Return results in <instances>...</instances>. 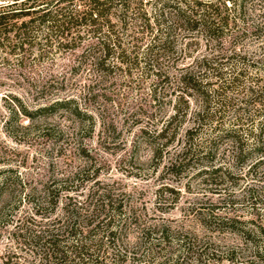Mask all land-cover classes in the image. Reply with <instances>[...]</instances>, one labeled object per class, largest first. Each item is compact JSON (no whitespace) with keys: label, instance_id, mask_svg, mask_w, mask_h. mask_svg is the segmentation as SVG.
Segmentation results:
<instances>
[{"label":"rangeland","instance_id":"obj_1","mask_svg":"<svg viewBox=\"0 0 264 264\" xmlns=\"http://www.w3.org/2000/svg\"><path fill=\"white\" fill-rule=\"evenodd\" d=\"M140 1L117 29L129 61L39 25L0 45V264H40L33 234L67 204L112 218L108 264H264V2L222 38L180 29L174 53L147 56Z\"/></svg>","mask_w":264,"mask_h":264},{"label":"trees","instance_id":"obj_2","mask_svg":"<svg viewBox=\"0 0 264 264\" xmlns=\"http://www.w3.org/2000/svg\"><path fill=\"white\" fill-rule=\"evenodd\" d=\"M264 2V0H261ZM133 0H15L13 3L0 5V45L15 48L23 45L35 26H41L49 35H64L66 31H86L96 38V45L101 47L104 59L112 51L119 52L121 61H129L125 56L127 49L120 41V31L127 29V10ZM140 2L143 3V0ZM247 0H146L151 11L140 13L139 24L148 27V38L145 47L146 55L155 50L174 53L178 42V31L198 33L207 41L222 38L228 30L233 29L245 12ZM121 7L120 14H113V8ZM142 7V6H141ZM143 8V7H142ZM104 59L101 58V61ZM203 60H207L203 58ZM180 80L189 85L193 91L201 94V84L192 75H180ZM50 107H43L47 110ZM207 112L201 108L199 116ZM174 117V116H173ZM166 131V127L161 132ZM49 205L56 206V193L47 191ZM40 205L37 212L47 209ZM66 214L57 217L61 227L38 231L33 234L35 245L40 247V264H108L107 257L101 256L105 245L104 237L96 239L101 225L107 228V240L114 243L116 231L112 227V218L96 223L102 215L99 210L95 215H82L77 208L66 205ZM41 213V212H40ZM103 223V224H102ZM105 223V224H104ZM82 235L76 242L74 238ZM73 240V241H72ZM94 242V243H92ZM107 251L106 248L104 252ZM116 263L119 259L115 258ZM161 264V263H160Z\"/></svg>","mask_w":264,"mask_h":264}]
</instances>
